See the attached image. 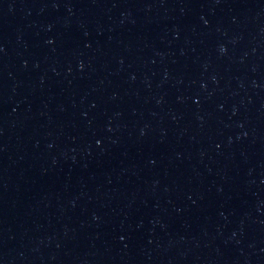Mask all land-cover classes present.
I'll use <instances>...</instances> for the list:
<instances>
[{
    "label": "water",
    "instance_id": "water-1",
    "mask_svg": "<svg viewBox=\"0 0 264 264\" xmlns=\"http://www.w3.org/2000/svg\"><path fill=\"white\" fill-rule=\"evenodd\" d=\"M0 264H264V0H0Z\"/></svg>",
    "mask_w": 264,
    "mask_h": 264
}]
</instances>
